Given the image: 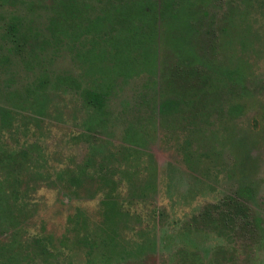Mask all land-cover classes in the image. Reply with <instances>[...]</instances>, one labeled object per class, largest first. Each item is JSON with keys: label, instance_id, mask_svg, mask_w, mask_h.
<instances>
[{"label": "rangeland", "instance_id": "rangeland-1", "mask_svg": "<svg viewBox=\"0 0 264 264\" xmlns=\"http://www.w3.org/2000/svg\"><path fill=\"white\" fill-rule=\"evenodd\" d=\"M59 1L0 0L3 264H264V0H184L120 55L117 1L57 43Z\"/></svg>", "mask_w": 264, "mask_h": 264}, {"label": "trees", "instance_id": "trees-1", "mask_svg": "<svg viewBox=\"0 0 264 264\" xmlns=\"http://www.w3.org/2000/svg\"><path fill=\"white\" fill-rule=\"evenodd\" d=\"M98 1V0H97ZM108 2L117 1L115 12L116 23L119 26L117 38L113 39L114 47L119 51H128L132 44H139L146 37L151 38L158 30V22L162 23L167 31L184 29L188 26L186 14L183 9L184 0H159L155 2L149 1L147 4L133 3V0H106ZM88 10L86 5H82L80 0H60L55 7L54 16L49 23V32L52 39L59 43L62 38L75 36L76 33H90L95 37L103 35V26L105 20L103 17L86 19L87 24H82V16ZM110 16V15H109ZM108 21L109 17L104 16ZM12 33H16V29ZM120 55V54H119ZM120 57V56H119ZM190 57L184 60L188 61ZM65 84L77 87L76 81L71 77H65ZM86 103L95 109H101L103 106L104 95L95 90H86L84 92ZM172 102L165 101L162 107L170 108ZM7 118L6 114L2 115ZM72 185H78V179H71ZM89 244H94L88 239ZM48 239H38V246L46 249ZM91 249V247H90ZM8 259V258H7ZM4 256L0 249V264H3Z\"/></svg>", "mask_w": 264, "mask_h": 264}]
</instances>
